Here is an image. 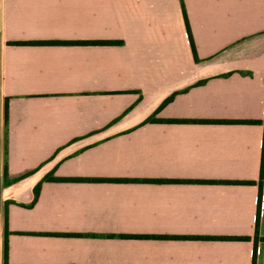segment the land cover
Here are the masks:
<instances>
[{"label":"crops","instance_id":"obj_1","mask_svg":"<svg viewBox=\"0 0 264 264\" xmlns=\"http://www.w3.org/2000/svg\"><path fill=\"white\" fill-rule=\"evenodd\" d=\"M0 74V264H253L260 184L264 264V0H0Z\"/></svg>","mask_w":264,"mask_h":264},{"label":"trees","instance_id":"obj_2","mask_svg":"<svg viewBox=\"0 0 264 264\" xmlns=\"http://www.w3.org/2000/svg\"><path fill=\"white\" fill-rule=\"evenodd\" d=\"M185 18H186V24H187L188 33H189V36H190V39H191V42H192V45H193V50H195L194 49V44H193L192 33H191V29H190V25H189L186 13H185ZM113 42H116V41H113ZM0 77H1V74H0ZM171 98L172 97L166 99V101H168ZM148 120H157V119L150 117ZM231 122H241V121L232 120ZM263 170H264V139H263V154H262V175H263ZM47 178L48 179H53V177H47ZM39 187H40L39 185L35 187V197H34L32 203H35V201L37 200V197H38V194H39ZM261 205H262V184H260L259 195H258L256 225H255V232H256L255 233V247H254V253H253L254 263L253 264H255V260H256V256H257V244H258V238H259L258 235H259V222H260V214H261ZM8 234H9V231H8V228H7V217H6V231H5V240H4V250H5L6 264H7V257H8Z\"/></svg>","mask_w":264,"mask_h":264}]
</instances>
